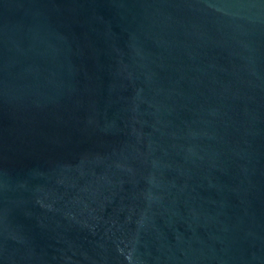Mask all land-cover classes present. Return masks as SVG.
I'll use <instances>...</instances> for the list:
<instances>
[{"label": "water", "instance_id": "obj_1", "mask_svg": "<svg viewBox=\"0 0 264 264\" xmlns=\"http://www.w3.org/2000/svg\"><path fill=\"white\" fill-rule=\"evenodd\" d=\"M0 264H264V0H0Z\"/></svg>", "mask_w": 264, "mask_h": 264}]
</instances>
